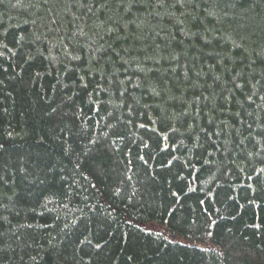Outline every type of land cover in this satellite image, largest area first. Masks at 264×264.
Returning a JSON list of instances; mask_svg holds the SVG:
<instances>
[{
    "label": "trees",
    "instance_id": "trees-1",
    "mask_svg": "<svg viewBox=\"0 0 264 264\" xmlns=\"http://www.w3.org/2000/svg\"><path fill=\"white\" fill-rule=\"evenodd\" d=\"M0 264H264V0H0Z\"/></svg>",
    "mask_w": 264,
    "mask_h": 264
}]
</instances>
